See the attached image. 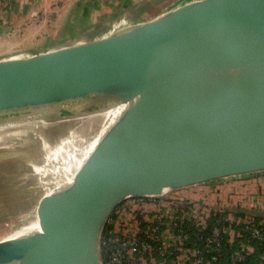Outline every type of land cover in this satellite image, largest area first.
I'll use <instances>...</instances> for the list:
<instances>
[{
  "label": "water",
  "instance_id": "1",
  "mask_svg": "<svg viewBox=\"0 0 264 264\" xmlns=\"http://www.w3.org/2000/svg\"><path fill=\"white\" fill-rule=\"evenodd\" d=\"M208 1L82 45L0 60V117L37 112L127 78L146 80L166 96L164 111L107 136L71 183L40 202L58 208L48 214L46 231L41 224L24 240L42 243L47 264H103L101 234L128 197L154 196L158 186L233 163L249 166L170 190L264 172V79L240 91L231 75L248 63L233 61L243 53L260 62L245 69L264 78L263 52L237 30L244 21L234 16L243 9L262 16L264 4L235 1L201 18L213 12ZM21 155L0 151V164Z\"/></svg>",
  "mask_w": 264,
  "mask_h": 264
},
{
  "label": "bare ground",
  "instance_id": "2",
  "mask_svg": "<svg viewBox=\"0 0 264 264\" xmlns=\"http://www.w3.org/2000/svg\"><path fill=\"white\" fill-rule=\"evenodd\" d=\"M235 1H259L264 4V0L214 1L210 3L213 12L202 13L200 17L212 18L215 14L219 15L224 5ZM234 16L242 17L244 21L237 26V30L261 49L264 55V14L260 16L243 9ZM233 61L242 64L246 61V65L260 63H256L254 57L245 56L243 53L235 54ZM246 65L241 69L235 67L231 73L237 80L234 85L240 91L264 79L262 73H253L250 68L245 69ZM260 69H264L263 64ZM165 97L162 88L141 78H127L51 102L37 112L1 116L0 151L23 155L19 159L1 163L0 168L4 167L10 175L34 179L37 187L44 191V195H49L50 191L71 183L75 174L87 165L96 146L102 144L107 136H115L137 121V117L164 111ZM171 99L173 100L172 97ZM248 166V162H241L204 170L154 188V196L162 195L180 181H192ZM2 206H7L9 211L14 208L9 204ZM3 207L0 209V219L11 218L12 212L15 211L8 212ZM57 208L55 204L51 207L37 204L34 208V219L30 222L21 225L6 223L5 228H8L9 232L0 237V264H47L42 243L25 241L24 237L39 232L41 224L46 231L47 216ZM40 218L42 223L38 221Z\"/></svg>",
  "mask_w": 264,
  "mask_h": 264
},
{
  "label": "built area",
  "instance_id": "3",
  "mask_svg": "<svg viewBox=\"0 0 264 264\" xmlns=\"http://www.w3.org/2000/svg\"><path fill=\"white\" fill-rule=\"evenodd\" d=\"M149 198L128 197L117 209L123 207L129 211L133 205H145ZM127 200H130V204L122 206ZM178 204L181 205V201ZM191 208L185 207V210L178 211V218L148 213L150 219H146V211L140 210L136 214L138 221L135 228L127 232L117 229L113 214L100 237L99 254L103 264H159V259L165 261L167 258H170V264H219L224 254V243L230 247L237 244L231 253L234 263L245 262L248 257L256 255L253 264H264V219L257 221L252 214L238 215L232 209L224 219L228 226H223L222 219L217 218L210 233L204 238L201 234L207 230L209 219L221 213L214 210L212 215L203 214L197 222V217L191 214ZM192 226H195L199 234L197 241H204V252L210 254V257L198 249L185 247L189 239L187 229ZM172 246L173 249L169 251Z\"/></svg>",
  "mask_w": 264,
  "mask_h": 264
},
{
  "label": "crops",
  "instance_id": "4",
  "mask_svg": "<svg viewBox=\"0 0 264 264\" xmlns=\"http://www.w3.org/2000/svg\"><path fill=\"white\" fill-rule=\"evenodd\" d=\"M166 1L0 0V60L15 53L31 57L108 37L148 21L143 15ZM255 174L261 182L264 172Z\"/></svg>",
  "mask_w": 264,
  "mask_h": 264
},
{
  "label": "rangeland",
  "instance_id": "5",
  "mask_svg": "<svg viewBox=\"0 0 264 264\" xmlns=\"http://www.w3.org/2000/svg\"><path fill=\"white\" fill-rule=\"evenodd\" d=\"M203 1L204 0H167L165 3H160L161 7L159 9L156 10V8H154L152 11H147V13L143 15V19L148 21L154 20L155 17L153 18V16L161 11L164 13L160 16L181 8H186V10H188ZM214 1L220 2V0H210L207 4L210 5V3ZM16 54L17 53L12 55L9 59L28 58L20 57L19 54ZM262 177V183L260 182V177L245 175L172 189L160 196H149V200H146L143 206L133 205L132 209L129 211L124 210L123 207L119 208L115 211L112 218H116L114 223L117 229L127 232L135 228L136 221H138L136 214L140 210L146 211V219H150L148 213H159L160 217L165 218L170 216L178 218V211H182V209L185 210V207L189 209L192 207L191 214L197 217V222L200 221L199 219L203 214L212 215L214 210L219 211L221 214L227 213V215L230 213L228 211L232 209L235 210L234 213L238 211H252L254 213L256 212L255 214L263 213L264 176ZM0 182V203L2 205H13L14 208L11 211H15L14 213L12 212L13 216L11 215V218L9 217L5 220L0 219V237H3L9 232L8 228H5L6 223L21 225L30 222L34 219L35 206L40 204L44 197L50 200L66 186L64 185L56 190H52L48 193L49 195L45 196L44 191L42 192V189L37 187L34 179L25 176L10 175L4 167L0 168ZM180 201L181 205L178 204ZM128 204H130V200L125 201L122 206ZM3 209L11 212L9 211L10 209H7V206H4ZM170 262V258H167L165 261L159 259V264H170Z\"/></svg>",
  "mask_w": 264,
  "mask_h": 264
},
{
  "label": "trees",
  "instance_id": "6",
  "mask_svg": "<svg viewBox=\"0 0 264 264\" xmlns=\"http://www.w3.org/2000/svg\"><path fill=\"white\" fill-rule=\"evenodd\" d=\"M245 176V175H243ZM246 176H252V174L246 175ZM238 215H244L246 213L252 214L255 219L257 221H260L262 219H264V212L263 213H257L255 214L252 211H244L242 213V211H238L237 212ZM227 217V213H223V214H219L217 215V217H211L208 221V228L207 230H205L204 232H202V236H204V238L210 233L213 225L215 224L216 219H222L221 223H223V226L227 227L228 226V222L224 221V219ZM188 224V223H187ZM187 234H188V240L185 243V247L186 248H195L198 249L199 251H201L203 254H205L206 257H210V254L205 253V248H204V241H197L196 237L198 234V232L195 229V226L189 227L187 229ZM237 247V244H235L234 247H230L229 245H227V243H224V254L223 256L220 258L219 264H244L245 262L253 264V262L256 261V255L248 257L247 261L245 262H237L234 263L231 260V253L235 250V248ZM258 254V253H256Z\"/></svg>",
  "mask_w": 264,
  "mask_h": 264
}]
</instances>
